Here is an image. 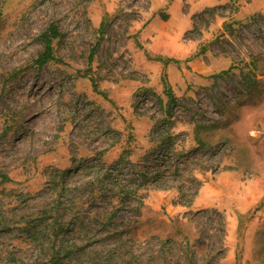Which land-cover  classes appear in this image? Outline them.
<instances>
[{"label": "rangeland", "instance_id": "obj_1", "mask_svg": "<svg viewBox=\"0 0 264 264\" xmlns=\"http://www.w3.org/2000/svg\"><path fill=\"white\" fill-rule=\"evenodd\" d=\"M116 160L121 185L160 175L109 225L89 214L97 261L264 264V0H0V264L41 258L22 222L55 171Z\"/></svg>", "mask_w": 264, "mask_h": 264}, {"label": "trees", "instance_id": "obj_2", "mask_svg": "<svg viewBox=\"0 0 264 264\" xmlns=\"http://www.w3.org/2000/svg\"><path fill=\"white\" fill-rule=\"evenodd\" d=\"M102 28H104L103 23ZM59 36L60 31L54 23L49 24L40 34L39 39L43 43V50L35 59L39 66L55 59L53 40ZM163 82L172 103L174 96L164 75ZM198 141L202 142L200 139ZM120 161L116 160L108 165L103 163L101 166L103 170H97L93 177L85 178L74 185L66 180V176L81 175L80 167L57 170L53 173L50 182L51 188L55 190V196L52 201H48L46 206L41 207L40 215L35 221L22 222L23 232H26L31 239L42 238L41 258L30 264H110L113 259L112 253L97 261L98 255L96 251L89 248V242L87 244L82 243L81 240L80 242L75 240L76 232H85L89 214L97 219L99 227L109 225L123 204L133 196H137L138 208L141 207L143 200L139 196L140 186L160 175L159 170L150 174L151 171L145 164L140 167L134 165L130 180L121 185L117 177ZM4 177L7 178L6 175L2 176ZM97 205L100 209L92 212L93 207ZM85 212L88 216L84 215ZM65 215H69L68 220H65ZM172 238L171 234L163 238L165 253L169 251L167 245ZM186 243L189 244V242Z\"/></svg>", "mask_w": 264, "mask_h": 264}]
</instances>
